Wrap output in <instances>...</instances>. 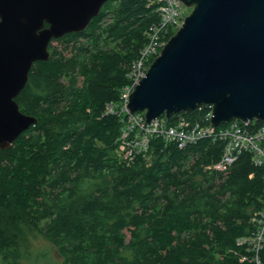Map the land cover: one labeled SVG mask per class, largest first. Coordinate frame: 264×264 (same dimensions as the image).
Masks as SVG:
<instances>
[{
	"label": "trees",
	"instance_id": "1",
	"mask_svg": "<svg viewBox=\"0 0 264 264\" xmlns=\"http://www.w3.org/2000/svg\"><path fill=\"white\" fill-rule=\"evenodd\" d=\"M148 3L107 1L28 72L15 99L37 123L0 150V264H256L239 243L264 206L252 153L221 172L212 167L225 142L210 137L184 148L154 137L130 158L121 150L120 94L161 21ZM210 110L181 115L202 122Z\"/></svg>",
	"mask_w": 264,
	"mask_h": 264
},
{
	"label": "water",
	"instance_id": "2",
	"mask_svg": "<svg viewBox=\"0 0 264 264\" xmlns=\"http://www.w3.org/2000/svg\"><path fill=\"white\" fill-rule=\"evenodd\" d=\"M111 0H0V150L37 119L16 99L52 40L84 31ZM192 11L134 87L127 110L146 123L200 107L211 124H264V0H181Z\"/></svg>",
	"mask_w": 264,
	"mask_h": 264
},
{
	"label": "built area",
	"instance_id": "3",
	"mask_svg": "<svg viewBox=\"0 0 264 264\" xmlns=\"http://www.w3.org/2000/svg\"><path fill=\"white\" fill-rule=\"evenodd\" d=\"M148 1V4L158 12L161 21L148 29V44L128 74L130 84L120 94L119 110L128 115L127 125L122 135V145H120L125 158L146 153L148 144L154 137H163L164 140L175 142L180 148L202 138L210 137L215 142L216 140L225 142L224 154H222L221 161L212 167L214 170L227 171L242 151L252 153L254 163L264 167V124L262 123L259 127H254V122L232 121L224 124L226 126L223 128L214 127L210 122L211 110L202 122L191 123L181 113L176 115L178 117L173 125H169L167 120L162 117L146 123L143 113L131 114L127 110L129 97L134 87L146 75L151 59L159 54L166 44V38L182 26L186 14V8L181 0ZM110 109L114 110L115 108L110 107ZM252 128H256V130L252 131ZM251 222L254 224L251 235L244 240H239V243L249 245L253 261L256 264H264L261 255L264 250V206L253 213Z\"/></svg>",
	"mask_w": 264,
	"mask_h": 264
},
{
	"label": "rangeland",
	"instance_id": "4",
	"mask_svg": "<svg viewBox=\"0 0 264 264\" xmlns=\"http://www.w3.org/2000/svg\"><path fill=\"white\" fill-rule=\"evenodd\" d=\"M185 8H186V14H185V16H188V14L191 13L192 8H188V7H185ZM52 45H53L54 47H57L58 50H61V48H62V46H60L61 44H60V43L58 44V42H52ZM153 60H154V59H153ZM153 60H152V61H153Z\"/></svg>",
	"mask_w": 264,
	"mask_h": 264
}]
</instances>
